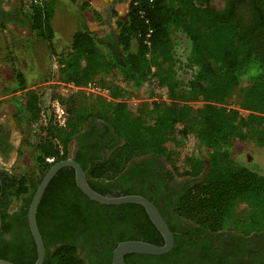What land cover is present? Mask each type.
<instances>
[{
  "label": "trees",
  "instance_id": "trees-1",
  "mask_svg": "<svg viewBox=\"0 0 264 264\" xmlns=\"http://www.w3.org/2000/svg\"><path fill=\"white\" fill-rule=\"evenodd\" d=\"M54 1L32 4L28 14L32 28L48 41L52 52L50 18ZM239 1L229 0L224 10H218L211 0H130L125 18L116 22L114 34L99 37L84 24L72 34L69 51L58 59L59 80L76 85L95 81L109 89L111 99L81 90L57 95L66 118L59 125L51 116L45 126L37 127L32 147L38 172L20 176L0 173V259L16 264L35 262L36 245L27 210L22 206L28 207L41 180L34 178L42 176L53 162L68 158L73 141L77 149L73 159L85 171L90 187L101 194L107 193L133 157L158 153L169 160L178 176L192 177L174 203L177 218L193 222L203 233L238 228L249 234L264 229V175L230 161L231 148L237 141L264 146V0H250L245 7ZM174 32L184 34L191 43L185 64L191 74L184 84L175 68ZM14 78V91H21V95L14 93L11 97L14 118L18 124H35L44 109L39 94L26 89L20 71L14 70ZM116 78L126 86H120ZM145 84L151 95L165 94L168 100L156 98L136 105L128 102L131 91ZM198 98L205 103L194 109L188 102ZM232 98L235 106L230 105ZM100 127L112 129L119 145L103 157L84 163V131ZM186 138L192 139L197 148L212 151L204 159L167 149L169 140L179 144ZM128 191L122 194H131ZM241 200L251 205V213L245 226L230 224L233 207ZM15 201H22L20 211L14 214L21 231L7 242L2 237L11 227L8 208ZM131 206L142 208L134 203L116 206L89 199L77 187L73 168H60L45 187L36 211L45 247L42 264H89L77 247L88 254V244L75 241L86 238L95 228L102 231L130 224L129 212L124 211L119 220L112 212ZM21 214H25L23 219ZM140 227L145 232L143 241L163 243L150 219L141 221ZM183 231L176 230L175 246L168 253L146 255V264H162L163 258L174 254L185 256L180 239ZM130 256H124L125 262L135 264ZM218 259L214 264H222Z\"/></svg>",
  "mask_w": 264,
  "mask_h": 264
},
{
  "label": "flooded vegetation",
  "instance_id": "flooded-vegetation-1",
  "mask_svg": "<svg viewBox=\"0 0 264 264\" xmlns=\"http://www.w3.org/2000/svg\"><path fill=\"white\" fill-rule=\"evenodd\" d=\"M240 1L242 6L245 7L250 0ZM112 2V5L117 7L110 9L117 10L125 4H127L128 8L130 0H113ZM216 2L218 5L213 7L218 10H224L229 0H211V5ZM107 9L108 13L110 11L109 7ZM12 118L15 120L14 114ZM15 124H17L16 120ZM96 125L100 126V121H97ZM15 131L14 122L0 117V173L2 174L14 175L12 168L20 151ZM112 131V129L107 130L105 127H100L99 130L85 129L86 136L84 141L86 145L81 152L84 163L89 164L95 158L103 157L119 145V139L113 135ZM75 144L76 141H73L69 156H74V152L77 150ZM205 171L206 169H204L203 173ZM40 176L38 174L34 180L42 178L43 175ZM191 180L192 177L189 176H178L169 160L162 154L145 153L133 157L128 162L124 171L109 185L110 187H108L106 194L119 196L124 195L122 193L129 190L126 193L141 195L151 201L168 228H174V231L169 228L173 234L172 248L175 246L174 235H176V230H184V235L180 239L182 250L186 252V255L182 257H176V254L167 256L162 259V264H214L217 258H219L217 262L221 261L222 264H264V229L250 231L249 234H245L244 229L238 228H224L214 233H203L193 222L176 217L173 213L174 203L185 183ZM21 203L22 201H16L9 205L8 211L11 217L8 218V222L11 227L3 234L2 239L4 241H11V238L21 231L20 224L14 216L20 211ZM112 205L117 206L120 204ZM22 210L26 211L28 207L23 205ZM124 211L130 214L128 215L132 220L130 224H121L115 228L105 227L102 228V231L95 228L94 231L89 232L85 236L86 238L80 237V240L75 241L77 244H88L86 245V251H89L88 254L85 253V249L81 246H77L79 253L87 263L112 264V252L119 242L143 239L145 232L140 225L141 221L144 222L148 218L145 209L139 206L118 207L112 213L116 212L114 214L115 218L119 220L123 218L122 213ZM143 211L147 217L143 216L145 215ZM24 215L21 214L22 219ZM178 234H180L179 231ZM83 239L87 242L83 241ZM21 241L26 240L22 239ZM203 253H206L205 257ZM129 255H131L129 259L135 264H146L148 262L145 257L146 254L129 253Z\"/></svg>",
  "mask_w": 264,
  "mask_h": 264
},
{
  "label": "rangeland",
  "instance_id": "rangeland-1",
  "mask_svg": "<svg viewBox=\"0 0 264 264\" xmlns=\"http://www.w3.org/2000/svg\"><path fill=\"white\" fill-rule=\"evenodd\" d=\"M24 7L29 8L30 0H22ZM218 3H213L212 6H217ZM127 12V4L123 5L122 8L117 10H111L108 12L106 18H98L99 22L96 24V28L92 31L96 33L99 37H104L110 33L114 34V29L116 27V22L119 19H124ZM95 17L90 15V19ZM61 22L60 24H62ZM76 27L78 26L77 18L74 23ZM70 31L64 34L65 39L59 45L55 44L53 48L52 57H50V63L48 70L45 73L44 81L38 85L28 86L39 94L41 107L47 108V113L51 111V102L59 94L60 86L56 83V78L54 75L53 69H55L56 60L60 57H63L69 51L70 41L68 34ZM173 37L175 40L174 46V57L176 59L175 68L177 71L178 79L181 84L186 83L190 78V70L185 66L186 61L191 52V43L186 38V36L180 32H174ZM135 47V42L133 43ZM12 59V57H11ZM14 65V64H13ZM5 86L1 89L0 84V117L8 119L11 122H14L16 126L15 135L18 139V145L20 146L19 156L16 159V162L12 168V172L16 176L23 174H36L38 172L35 162V151L32 147V143L37 140L35 134L38 130L35 124H29L23 122L22 124H15V120L12 118L16 109L11 101L14 93L16 95H21V91H14V84H12V73L11 71L6 70L5 72ZM120 78H116V82H119ZM3 84V83H2ZM13 89V90H12ZM2 95H5V97ZM57 96V97H58ZM154 95H151L148 89V85L145 84L141 88L133 89L131 93L127 96L128 102L137 101L136 103L144 102L150 100ZM162 101H167V95L160 94L156 95ZM235 100L232 98L230 105L234 104ZM189 105L194 109H199L204 103L205 100L202 98L190 100ZM134 105V104H133ZM236 104H234L235 106ZM241 113H244L241 111ZM168 150H177L181 156H197L206 158L208 153L212 151L210 148L200 149L194 146V141L190 138H186L183 143L176 144L172 140H169L167 143ZM230 161L246 166L250 170L257 172L258 174L264 175V146H259L254 142H235L231 148L230 152ZM16 202V201H15ZM252 207L246 200L238 201L233 207L232 214L229 218L230 224H240L245 226V222L248 219L249 214L251 213Z\"/></svg>",
  "mask_w": 264,
  "mask_h": 264
},
{
  "label": "crops",
  "instance_id": "crops-1",
  "mask_svg": "<svg viewBox=\"0 0 264 264\" xmlns=\"http://www.w3.org/2000/svg\"><path fill=\"white\" fill-rule=\"evenodd\" d=\"M113 0H55L50 22L53 29L52 47L85 25L89 30L96 28L98 18H106L107 8L115 9ZM114 7V8H112ZM30 10L22 0H0V84L5 86L6 70L12 73V84L16 85L14 70L20 71L28 86L44 81L52 49L46 39L32 28L28 17ZM90 15L95 17L90 19ZM77 18L78 26L74 24ZM63 22L62 24H60ZM12 57V59H11ZM14 64V65H13ZM3 83V84H2ZM13 90V89H12ZM5 95H2V97Z\"/></svg>",
  "mask_w": 264,
  "mask_h": 264
},
{
  "label": "water",
  "instance_id": "water-1",
  "mask_svg": "<svg viewBox=\"0 0 264 264\" xmlns=\"http://www.w3.org/2000/svg\"><path fill=\"white\" fill-rule=\"evenodd\" d=\"M62 167H71L74 170V179L77 187L91 200L101 204H126L134 203L141 205L148 215V218L160 233L163 243L161 245L149 243L143 240H126L119 242L112 252V264H127L124 261V255L129 253L160 255L168 252L173 246V234L167 224L160 216L154 204L147 198L137 194L111 195L101 194L90 187L88 184L85 171L81 165L69 156L63 160H57L51 164L43 174L27 210V221L29 230L36 245L37 258L33 264H42L45 254V247L36 223V211L45 187L51 178ZM0 264H16L10 261L0 259Z\"/></svg>",
  "mask_w": 264,
  "mask_h": 264
},
{
  "label": "built area",
  "instance_id": "built-area-1",
  "mask_svg": "<svg viewBox=\"0 0 264 264\" xmlns=\"http://www.w3.org/2000/svg\"><path fill=\"white\" fill-rule=\"evenodd\" d=\"M30 5L29 8L31 7L32 4H40L42 2V0H30ZM55 70L54 71V75L56 78V83L57 85L60 86V90H59V94L60 95H67L69 93H72L76 90H81L84 91L86 94L91 95V96H101L103 98H106L108 100L111 99V95H110V91L107 87L104 86H100L98 85L95 81H88L87 83L81 84V85H76L72 82H64L59 80L58 78V67H59V63L56 60L55 63ZM154 69L151 68V71H153ZM152 77V76H150ZM153 78V77H152ZM120 84V86L125 87L126 84L124 81H122L120 79V81L118 82ZM165 95V94H164ZM158 98V96L154 95L151 99H156ZM137 101H133L132 104L136 105ZM52 116V119L55 123H58L59 125H63L65 122V118H66V110L64 105L59 101L58 97L56 96L52 102H51V111H49L47 113V108L45 110L44 109L41 111L39 119L37 121V123H35V125L38 126H45L48 123L49 118ZM53 159L52 158H47V161L51 162Z\"/></svg>",
  "mask_w": 264,
  "mask_h": 264
}]
</instances>
